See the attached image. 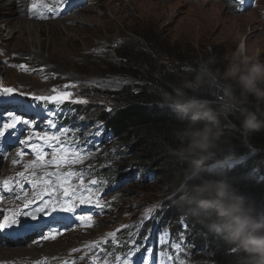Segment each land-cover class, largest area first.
Returning a JSON list of instances; mask_svg holds the SVG:
<instances>
[{"label":"rangeland","instance_id":"374dc122","mask_svg":"<svg viewBox=\"0 0 264 264\" xmlns=\"http://www.w3.org/2000/svg\"><path fill=\"white\" fill-rule=\"evenodd\" d=\"M231 1L0 0V86L25 93L23 96L0 93V120H6L7 113L14 112L23 119L34 120L37 131L60 136L55 142V151L44 145L43 160L18 143L28 132L17 131L0 139V210L23 208V192L31 199L34 194L44 195L46 190L52 192L56 188L54 198L63 201L59 183L67 180L65 186L91 201L76 200V215L92 217L91 221H79L66 212L54 214L62 215L60 225L66 226L61 234L47 241L33 234L24 241L5 242L8 249L39 247L33 254H10L3 258L8 259L5 263L37 264L42 257H50L62 260L61 264H105V261L120 264L117 258L127 254L130 264H160L161 260L164 264H179L180 260L192 264L187 258L188 243L183 242L181 251L172 248V243L180 239L175 240L170 230L161 229L158 220L144 241L139 242L144 222L148 220L143 219V214L153 208L149 218L152 221L166 201L161 187L146 190L140 184L143 177L135 174L116 180V160L108 159L101 164L98 158L103 153L97 154L104 148L92 149L98 145L96 128L100 125L88 126L86 115L75 109L78 102L74 101L86 100L87 103H78L84 107L101 105L107 102V97L96 90L116 91L140 83L138 78L119 72L116 62L119 57L113 51L129 40L142 43L140 35L169 41L177 55L197 56L204 63L212 53L222 56L220 63L225 67L228 59L237 54L264 61V0H243L242 4L238 0L235 10ZM36 11L39 15L33 13ZM8 18L11 22L18 20V26L6 25L3 20ZM179 59L177 56V63ZM60 91H70L71 99L53 104L35 101L28 95L53 96ZM50 109L56 112L55 116ZM49 119L55 121L56 127L49 128ZM61 132L64 134L60 135ZM65 141L69 147H64ZM77 146L82 151H75ZM20 151H25V155L19 156ZM84 152L88 155L83 156ZM82 156V163H71ZM53 159L57 162L55 165L49 163ZM21 172L23 178L18 175ZM46 172H59V180L56 176L44 175ZM68 172L76 175L67 177ZM32 179L39 183L30 185L28 181ZM93 179L97 180L95 186L91 185ZM5 180L13 186L23 183V192L19 187L11 193L4 190ZM44 180L51 183L45 184ZM117 229L122 231L116 233ZM166 237L168 243H161ZM105 241L111 242L107 250ZM117 243L119 247L113 248L112 244ZM143 244H147V251H141Z\"/></svg>","mask_w":264,"mask_h":264},{"label":"trees","instance_id":"16d2710c","mask_svg":"<svg viewBox=\"0 0 264 264\" xmlns=\"http://www.w3.org/2000/svg\"><path fill=\"white\" fill-rule=\"evenodd\" d=\"M231 2L235 10L239 1ZM140 36L142 43L129 40L113 49L119 57L116 61L119 72L138 78L140 83L126 85L116 91L96 90V93L107 97L104 104L75 105L81 115H86L88 126L94 128L100 125L96 128L98 145H93L92 149L98 151V148H104L97 154L103 153L98 158L101 164L108 159L116 160V180L135 174L143 177L140 184L146 190L161 187L162 198L166 201L158 210L160 218L156 216L152 221L148 219L144 222L139 242L144 241L146 233L158 220L157 225L170 230L175 240L183 234L190 248L187 258L192 264H253L252 257L208 229L209 221L204 214L185 207L175 196L181 182L176 177L184 167L183 161L172 151L178 144L175 130L187 121L178 120L172 109L160 107L159 100L163 90L171 91L172 84L194 77L204 62L197 56L177 55L169 41L154 40L147 34ZM177 56L180 58L178 63ZM221 59L222 56L217 53L210 54L206 59L212 72L223 71L225 66L220 63ZM206 80L202 94L213 102L217 110L222 109L225 104L222 99L223 85L229 81H217L212 76H207ZM236 95H239L238 88ZM247 107L257 110L254 103ZM238 117V109H233L227 118L221 116V151L216 159L222 161L231 156L237 161L228 170V175L251 203L254 214L264 219V130L246 135L240 128ZM216 171H223V166L217 165ZM181 217L187 227L182 226ZM146 247L147 244H143L141 251Z\"/></svg>","mask_w":264,"mask_h":264},{"label":"clouds","instance_id":"9594fccd","mask_svg":"<svg viewBox=\"0 0 264 264\" xmlns=\"http://www.w3.org/2000/svg\"><path fill=\"white\" fill-rule=\"evenodd\" d=\"M207 76L232 82L223 85L225 104L220 110L202 94ZM170 87L171 91H162L159 105L172 109L178 120L187 121L175 130L178 144L172 151L184 163L176 177L181 182L175 196L185 207L204 214L208 229L252 257L253 264H264V219L254 214L253 206L228 175L237 161L231 156L216 159L221 151V116L227 118L238 109L243 133L264 130V61L233 55L222 72H212L205 62L194 77ZM252 103L257 110L247 107ZM217 165L223 171L217 172Z\"/></svg>","mask_w":264,"mask_h":264},{"label":"snow or ice","instance_id":"6c2138e0","mask_svg":"<svg viewBox=\"0 0 264 264\" xmlns=\"http://www.w3.org/2000/svg\"><path fill=\"white\" fill-rule=\"evenodd\" d=\"M240 3H243V0H240ZM242 10V9H241ZM53 92H57L56 89H53ZM0 93H2L5 96L10 95H20L23 96L25 93L18 92L15 88L12 87H2L0 86ZM32 99L35 101H42L45 103L51 102L53 104H62L65 101H68L72 97V93L70 91H60L57 93V95L53 96H38L33 94ZM74 102L78 103H87L86 100H76ZM111 111V109H108ZM53 116L56 115V112L53 109L49 110ZM47 124L49 128L56 127L55 121L52 119H49L47 121ZM19 126V127H18ZM11 130V131H10ZM19 131L21 133L28 132L26 138L19 139L18 143L22 146H24L25 149L31 151L33 154H35L40 160H43L46 153L44 152V145L46 144L49 149H53L55 151L56 148V141L60 140V136L57 135H49L47 132L41 133L40 131L36 130V122L34 120L29 119H23L20 114H16L14 112H8L7 113V119L6 120H0V139H4L6 137V134L11 136L15 135V133ZM64 133L61 132L60 135H63ZM42 141L43 143H39ZM64 147H69L67 145V142H64ZM75 151L80 152L82 151L81 146H77ZM19 156L25 155V151H20L18 153ZM87 152L83 153V156H87ZM83 156L79 161H71V163L76 162H83ZM13 163H16L15 161ZM50 164L55 165L57 162L55 159L49 162ZM21 178L24 177V173L21 172L18 174ZM35 176V173H33ZM46 176H56L59 180L60 173H50L46 172L44 173ZM76 175L74 172H68L67 177H72ZM30 185H35L39 183V180L32 179L28 181ZM45 184H50L51 180H44ZM81 183L83 181L81 180ZM67 184V180H64L59 183V187L63 189V196L65 199L63 201H60L58 197L54 198V192L56 191V188H53L52 192L45 191L44 195H37L34 194L31 199H27V193L23 192L24 185L23 183L16 184L13 186L9 183V181L5 180L3 182V189L8 192H14L15 187H19L23 195L25 197V203L23 208H15L13 210L5 211L0 210V216L3 217L2 220H0V233H2L5 230L8 231V235L10 237L19 236L23 234H27L30 232H38L44 239H55L57 235L61 234L62 228L66 227L64 225H60V221L58 219V215L61 212L69 213L73 216L74 219L79 221H84L85 219L91 221L92 217L84 215H76V200H79L80 203L85 202H91L90 200H85L84 198L77 196L76 191H73L70 189V187L65 186ZM97 184V180L93 179L91 180V185L95 186ZM85 191H88V189H85ZM47 196V198H45ZM75 198V199H74ZM2 199V197H0ZM17 199H20L18 196ZM97 206H100L99 200L96 201ZM157 207V206H154ZM153 212V208L148 209L143 214V219H149L151 218L150 213ZM45 217H50V219L45 220ZM143 219L141 221V224L143 223ZM181 223L183 227H187V224L184 222L183 217H181ZM129 227V226H124ZM135 227V226H132ZM47 229V232L44 230ZM121 229H117L116 233L121 232ZM116 233L111 234L112 236H116ZM129 239H132L131 237ZM184 242V236L181 234L180 242H173L171 247L176 249L177 251H181ZM110 241L104 242V247L107 250L108 245L110 244ZM161 243H168L167 237L165 240L161 241ZM191 242H189L190 244ZM127 246V244H125ZM113 248L119 247V243L112 244ZM131 247L134 249L136 247L135 241H132ZM145 251H147L145 249ZM232 251L235 252L234 249ZM105 254L107 252L105 251ZM120 261V264H130V262L127 260V254H125L123 257L117 258ZM171 259V258H170ZM105 264H110L109 261H105ZM160 264H164V261L161 260ZM179 264H184L183 260L179 261Z\"/></svg>","mask_w":264,"mask_h":264},{"label":"bare ground","instance_id":"6f19581e","mask_svg":"<svg viewBox=\"0 0 264 264\" xmlns=\"http://www.w3.org/2000/svg\"><path fill=\"white\" fill-rule=\"evenodd\" d=\"M38 12L39 11H36V13L35 12H33V13L39 15ZM11 14H14V13L11 12ZM42 16H43V20H44L46 18V15L43 14ZM247 18H250V17H247ZM3 21L5 22L6 25L15 26V28L19 24L18 20L14 21V22H11L9 20V18L8 19H4ZM21 27H22V25L21 26L19 25V28H21ZM58 216H59L58 219H62V217H61L62 215H58ZM45 220H46V217H45ZM8 231L9 230H5L2 233H0V261H1L0 264H7V263L4 262V260H8V259H3V258H5L6 256H8L10 254L18 255L21 252L22 253L23 252H27V253H24V254H29V252H32V254H33V252H35V251L38 252V248L39 247H37V246H29V247H26V248H17V249L16 248H14V249L5 248V242H8V241H14V242H17V241H20V240L24 241L26 239H29V237L32 236L33 234H34V236H38L39 235V237H42L38 232H30V233H27V234L10 237V236L7 235ZM44 231L47 232V229H45ZM37 241L41 242V240H37ZM46 246L49 247V245L47 243H46ZM37 254H40V253H37ZM26 259H28V258H26ZM61 262H62V260H56V259H52L50 257H42L38 261L37 264H61ZM19 264H26V263H25V261H22V262H19Z\"/></svg>","mask_w":264,"mask_h":264}]
</instances>
